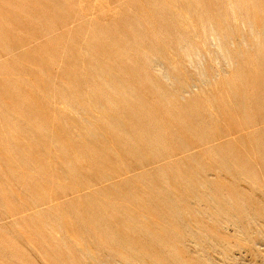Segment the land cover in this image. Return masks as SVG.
Masks as SVG:
<instances>
[{"label": "rangeland", "instance_id": "rangeland-1", "mask_svg": "<svg viewBox=\"0 0 264 264\" xmlns=\"http://www.w3.org/2000/svg\"><path fill=\"white\" fill-rule=\"evenodd\" d=\"M0 264H264V0H0Z\"/></svg>", "mask_w": 264, "mask_h": 264}]
</instances>
